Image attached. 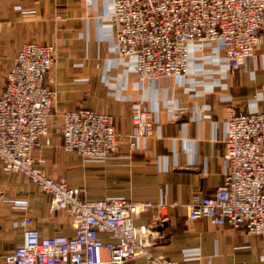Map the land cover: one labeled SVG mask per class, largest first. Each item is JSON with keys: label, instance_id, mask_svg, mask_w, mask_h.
Instances as JSON below:
<instances>
[{"label": "crops", "instance_id": "0c3cea01", "mask_svg": "<svg viewBox=\"0 0 264 264\" xmlns=\"http://www.w3.org/2000/svg\"><path fill=\"white\" fill-rule=\"evenodd\" d=\"M110 0H0V96L13 59L25 43L54 45L56 63L46 78L55 93L51 140L35 156L37 166L87 199L124 198L149 202L135 224L156 233L152 252L181 264H264V236L250 235L206 219L191 221L187 206L194 194L211 197L223 184L229 113H264V38L254 59L228 71L221 43L191 49L189 83L174 79L140 81L130 59L112 51L116 31ZM141 101L154 109V136L130 151L127 140L107 160H85L63 149V115L88 109L114 117L116 132L127 138ZM29 203L16 209L13 201ZM50 196L23 174L0 161V264L23 243L24 217L42 237L75 234L68 211L50 210ZM105 241L108 235L102 234ZM124 264H151L138 257Z\"/></svg>", "mask_w": 264, "mask_h": 264}, {"label": "built area", "instance_id": "2783aa9c", "mask_svg": "<svg viewBox=\"0 0 264 264\" xmlns=\"http://www.w3.org/2000/svg\"><path fill=\"white\" fill-rule=\"evenodd\" d=\"M110 2L116 31L112 51L121 61H133V71L143 83L169 78L188 84L191 49L197 44L221 43L228 71L236 72L256 57L263 43L264 0ZM57 54L54 45L31 42L23 44L13 59L0 96V161L7 171L23 174L48 194L52 212L68 211L75 234L42 237L33 220L24 217L14 223L23 229V243L4 257L5 264H124L138 257L151 264H181L155 255V231L135 224L151 203L87 199L79 189L49 177L37 166L41 140L46 139V147L52 146L55 93L46 78ZM131 122V134L122 138L114 117L85 108L69 111L62 118L63 149L85 160L113 157L124 140L130 151L141 150L155 133L152 104L135 105ZM226 123L223 184L211 197L194 194L187 218L264 236V113L231 112ZM13 202L16 209H29L27 201ZM102 234L110 240L105 241Z\"/></svg>", "mask_w": 264, "mask_h": 264}]
</instances>
